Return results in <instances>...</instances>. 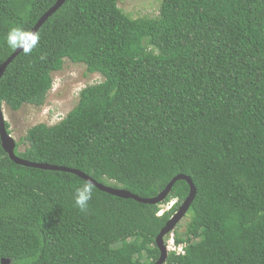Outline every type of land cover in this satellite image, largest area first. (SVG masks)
<instances>
[{
	"label": "trees",
	"instance_id": "1",
	"mask_svg": "<svg viewBox=\"0 0 264 264\" xmlns=\"http://www.w3.org/2000/svg\"><path fill=\"white\" fill-rule=\"evenodd\" d=\"M56 1L0 0V66L16 50L7 32L31 31ZM119 1L65 0L32 53L7 66L0 105L13 112L42 107L64 62L102 78L60 122L30 128L15 155L146 200L188 177V221L170 233L183 254L164 264H264V0H162L156 17L136 19ZM83 183L15 165L0 145V261L155 264L188 184L157 205L94 187L82 213L73 196Z\"/></svg>",
	"mask_w": 264,
	"mask_h": 264
},
{
	"label": "rangeland",
	"instance_id": "2",
	"mask_svg": "<svg viewBox=\"0 0 264 264\" xmlns=\"http://www.w3.org/2000/svg\"><path fill=\"white\" fill-rule=\"evenodd\" d=\"M162 0H120L118 7L133 19L144 16L156 17ZM53 87L47 94L44 105L40 108L24 106L19 111L13 112L3 105L2 114L8 132L18 144L27 131L39 124L53 126L60 122L76 106L79 92L86 86L95 85L102 81L101 76H88L83 65L64 62L60 72L52 74ZM25 146L18 147V152H23ZM171 203L160 207V214L170 209ZM188 218L182 219L177 227L184 229ZM171 239V238H170ZM170 241V240H169Z\"/></svg>",
	"mask_w": 264,
	"mask_h": 264
},
{
	"label": "water",
	"instance_id": "3",
	"mask_svg": "<svg viewBox=\"0 0 264 264\" xmlns=\"http://www.w3.org/2000/svg\"><path fill=\"white\" fill-rule=\"evenodd\" d=\"M64 2H65V0H57L56 3L54 4V6L51 7L37 21V23L35 24L34 28L31 31L36 32L40 28V26L47 20V18L52 13H54L57 9H59ZM21 51L22 50L19 48L16 49L14 51V53L0 66V79H1L5 69L10 64V62ZM2 106L3 105H0V145H1L3 152H5L7 154L9 160L11 162H13L15 165L22 166L25 168L40 169V170H46V171H58V172L73 174V175L81 178L85 182L91 181L94 184L96 189H98L99 191H101L105 194H108L110 196H114L117 198H121V199L134 200L138 203L147 204V205H157V204L162 203L165 200V198L170 194L173 185L177 181H180V180L185 181L189 186L188 196L183 201V203L181 204V206L179 207L177 212L166 223L164 228H162V230L159 232L157 238L155 239L156 246L159 250V258L155 264H164L165 263V261L167 259V250H166V246L164 244V239L168 234H170L173 231L176 224H178V222L184 218V216L188 212V210H189V208L193 202V199L195 197V194H196V189L188 177H184L181 175L176 176L167 184V186L164 188V190L157 197H155L153 199H147L146 200V199H140V198L132 195L131 193L124 191V190L112 189V188L103 186V185L97 183L96 181L92 180L90 177L86 176L85 174H83L79 171H76V170H71V169H67V168H58V167H54V166H50V165H44V164H34L31 162L22 160V159L18 158L14 153L15 149H16V142L13 140V138L8 133V130L6 129L5 121H4L3 114H2ZM0 264H10V261L6 260V259H2L0 261Z\"/></svg>",
	"mask_w": 264,
	"mask_h": 264
},
{
	"label": "clouds",
	"instance_id": "4",
	"mask_svg": "<svg viewBox=\"0 0 264 264\" xmlns=\"http://www.w3.org/2000/svg\"><path fill=\"white\" fill-rule=\"evenodd\" d=\"M5 40L7 45L12 49H21L25 55L31 54L39 43L40 35L37 32H32L25 30L19 26L12 27L6 34ZM94 184L91 181L83 183L74 189V206L82 213H87L89 207V201L93 198ZM171 207L174 205L175 201L170 202ZM170 207V208H171ZM161 215V214H159ZM166 238V237H165ZM170 238L173 240V235L170 234ZM171 239H169L171 241ZM164 239V244L166 246L167 255L169 252H173L169 249V242ZM174 244V242H173ZM175 246V244H174ZM181 253L183 254L182 246ZM176 252V251H174Z\"/></svg>",
	"mask_w": 264,
	"mask_h": 264
},
{
	"label": "built area",
	"instance_id": "5",
	"mask_svg": "<svg viewBox=\"0 0 264 264\" xmlns=\"http://www.w3.org/2000/svg\"><path fill=\"white\" fill-rule=\"evenodd\" d=\"M169 249L172 251H176L177 254L181 253V247L178 248V247L174 246L172 239L169 242Z\"/></svg>",
	"mask_w": 264,
	"mask_h": 264
},
{
	"label": "bare ground",
	"instance_id": "6",
	"mask_svg": "<svg viewBox=\"0 0 264 264\" xmlns=\"http://www.w3.org/2000/svg\"><path fill=\"white\" fill-rule=\"evenodd\" d=\"M2 108H3V106H2Z\"/></svg>",
	"mask_w": 264,
	"mask_h": 264
}]
</instances>
